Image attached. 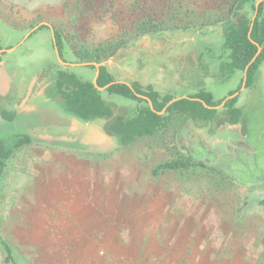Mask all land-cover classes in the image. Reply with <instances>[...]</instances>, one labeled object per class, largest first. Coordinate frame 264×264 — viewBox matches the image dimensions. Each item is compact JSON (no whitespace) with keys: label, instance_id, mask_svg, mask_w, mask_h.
I'll list each match as a JSON object with an SVG mask.
<instances>
[{"label":"rangeland","instance_id":"rangeland-1","mask_svg":"<svg viewBox=\"0 0 264 264\" xmlns=\"http://www.w3.org/2000/svg\"><path fill=\"white\" fill-rule=\"evenodd\" d=\"M257 1L229 13L232 0H0V34L47 24L61 35L63 62L74 65L58 62L48 26L28 37L18 29L9 47L0 44L17 46L0 55L9 73L0 84V110L15 108L9 112L16 115L10 123L0 115V139L33 140L10 155L0 180V236L17 264H264V207L256 204L264 198V59L237 96V123H228L220 107L209 122L171 121L128 147L105 133L111 119L77 121L49 90L57 69L92 81L95 68L79 65L97 63L129 85L160 73L175 95L174 77L182 78L176 67L184 61V75L197 73L221 100L243 78L220 73L229 54L222 48L226 27L251 19ZM147 18L155 32L139 35L135 29ZM109 45L115 49L94 57ZM45 63L48 74L36 78L44 75L46 86L30 87ZM101 96L113 117H132L138 107L106 91ZM46 97L50 107L41 102ZM187 157L223 175L152 172Z\"/></svg>","mask_w":264,"mask_h":264},{"label":"trees","instance_id":"trees-1","mask_svg":"<svg viewBox=\"0 0 264 264\" xmlns=\"http://www.w3.org/2000/svg\"><path fill=\"white\" fill-rule=\"evenodd\" d=\"M248 1L251 0H232V7L229 9V13H234L237 8ZM263 9L264 2L258 6L257 16L253 24L251 19H243L236 26L226 27L222 48L227 50L229 54L228 60L222 61L220 64V73L222 75H233L236 71L243 73L247 64L256 54L257 46L262 49L258 58L247 70L245 87L252 85L257 69L264 59ZM156 26L157 24H153L152 19L147 18V20H144L139 24V26L137 25L135 31L139 33V35L149 34L155 32L153 29L156 28ZM43 28L46 27L42 26L39 30ZM54 34L59 56L63 60L61 35L56 30H54ZM120 39L123 40V37ZM114 49V46L111 45H109L106 49H98L96 56L94 57L100 58L107 52L113 51ZM0 50H2L1 46ZM90 68L94 69L93 66H90ZM55 79L56 93L63 100V110L84 122L92 121L96 118L111 119V121H109L105 126V133L114 137L117 144L121 147H128L141 138H150L162 133L171 121L176 123L177 127L182 125V123L187 119L191 121L200 120L209 122L217 116V110L213 108L219 106L225 98L215 100L210 92L201 90L188 98L200 99L208 107H211V109L205 108L197 101L180 99L169 106L162 115H159L157 112H161L163 110L165 105L173 99L172 96H160L151 85L143 87L138 82H132L130 85L134 92L147 97L151 101L153 109L155 110V112H152L147 102L143 99L137 98L125 83H115L109 86L106 92L110 95H117L126 99L134 100L137 102L138 107L132 117H113V110L103 101L101 92L93 86L92 81H83L74 73L62 69L55 72ZM96 82L98 87L103 88L116 81L113 75L110 74L105 67L101 66L99 68V74ZM241 83L242 80L240 81L238 87L235 90L230 91L227 96L238 92L241 88ZM237 99L238 98L235 97L228 100L223 107L225 109L227 122L231 124L237 123L241 116L240 109L236 107ZM0 115L5 122L10 123L15 119L14 113L7 112L5 110H0ZM11 139H9L10 144L9 142L8 144L6 143L9 141L6 140V138L0 139V180L6 166V161L10 155L22 146L33 142L32 138L27 134H20L13 140ZM195 169H204L213 174L223 175L217 171L216 168L207 166L202 161H195L191 157L179 158L160 163L153 169L152 172L156 175L159 171ZM243 204H245V202ZM256 204L258 207H264V198L258 200ZM0 248L4 255L3 264H17L12 245L8 241L2 239L1 236Z\"/></svg>","mask_w":264,"mask_h":264},{"label":"crops","instance_id":"crops-1","mask_svg":"<svg viewBox=\"0 0 264 264\" xmlns=\"http://www.w3.org/2000/svg\"><path fill=\"white\" fill-rule=\"evenodd\" d=\"M10 29H7L5 32H1V34H0V44L1 45H4V46H7V47H9L10 46V44H11V41H12V39L14 38V37H17V35L19 34V30H21L22 32H23V34L24 33H26V34H28L27 32H25V29L24 28H13V27H9ZM19 29V30H18ZM18 30V33H16V31ZM41 30V29H40ZM38 31V30H37ZM27 36V35H26ZM181 41H184V40H181ZM180 41V42H181ZM186 41V40H185ZM178 41H176V43H177ZM3 50H6V49H3ZM6 52V51H5ZM12 51H9V52H6V53H11ZM4 53V52H3ZM1 55V54H0ZM5 57L4 56H0V84H1V80L4 78V81L5 80H7L6 78L8 77V75H9V73L3 68V64H6V62H5ZM188 62V61H187ZM181 63H183L184 64V61H179V63L177 64V67H176V69L177 70H179L180 72H181V77L182 78H180V76H178V74H177V76H175L174 77V80H175V82L176 83H178V85H180L179 86V90H177L176 92H174L175 93V95H172L169 91H168V89H166V82H168L169 83V81H167V79L166 80H164V78L162 77V75L159 73V74H157V75H155V77L154 76H152V77H150V78H144V79H138V78H136V79H133L131 82H138L140 85H151L152 87H153V89L160 95V96H164V95H169V96H172L173 97V99L174 98H181V97H189V96H191V95H194V94H196V93H198L200 90H205L206 91V89H204V87H203V84H204V82H203V79L197 74V73H195V76H185L184 75V73H183V71H182V69H185V70H187L188 68L187 67H189V66H184V65H179V64H181ZM186 63V62H185ZM103 67H105L106 68V70L110 73V74H112L113 75V72L108 68V67H106L105 65H102ZM71 67H74V66H71ZM76 67V66H75ZM79 67H86L87 68V66H79ZM50 70V63L48 64V63H45L43 66H40L38 69H36L35 71L37 72V74H36V76L33 78V81L31 82V84H30V87L31 86H34L35 84L38 86V87H42V86H46L45 85V81H46V78L44 77V75H43V77L41 78V80H39V79H37L36 77H37V75L38 76H41L42 74H46L48 71ZM57 70H59V69H57ZM56 70V71H57ZM4 72V73H3ZM6 72V73H5ZM177 73H178V71H177ZM48 74V73H47ZM82 76H86V75H88V72H82V74H81ZM186 75H188L187 74V72H186ZM114 77V76H113ZM194 77V79L196 80L195 81V83H196V85H193V84H191L190 83V81L192 80V78ZM39 78V77H38ZM181 79V83H179L178 82V79ZM37 80L39 81V82H37ZM170 80H172V79H170ZM55 81H56V79L54 78V81H53V85L51 86V88L49 87V90L51 91V94L52 93H54L53 92V89L55 88ZM120 82V81H119ZM120 83H124V82H120ZM2 86V85H1ZM1 86H0V88H1ZM29 87V88H30ZM41 91L43 92V89H41ZM42 92H40V93H42ZM207 92H209L208 90H207ZM39 93V92H38ZM211 93V92H210ZM53 95V94H52ZM102 97V96H101ZM214 97V96H213ZM56 100H57V103L59 104V105H61L62 107H63V102H61V98L59 97V96H56V98H55ZM215 99V98H214ZM32 102V101H31ZM41 102H42V104L43 105H47V106H49V103H51V99L50 98H48V97H46V98H42V100H41ZM105 102V101H104ZM32 103H35V102H32ZM106 103V102H105ZM35 104H37V103H35ZM107 104V103H106ZM50 107V106H49ZM5 109V111H10L11 109H15V108H11V109H9V108H4ZM30 109H34V107H31ZM72 118H74V119H76L77 121H81V120H79L78 118H76V117H74V116H72ZM106 118H96V119H94V120H92V121H101V120H105ZM81 122H84V121H81ZM88 122H90V121H88ZM98 134L99 135H102V133H101V131H98Z\"/></svg>","mask_w":264,"mask_h":264},{"label":"water","instance_id":"water-1","mask_svg":"<svg viewBox=\"0 0 264 264\" xmlns=\"http://www.w3.org/2000/svg\"><path fill=\"white\" fill-rule=\"evenodd\" d=\"M263 2H264V0H258V1L256 2L255 6H254V13H253V16H252V18H251V22H252V24H253V22H254L256 16H257L258 6H259L261 3H263ZM252 24H251V26H252ZM41 25H43V26H48L47 24H41ZM41 25H39V26L33 28V30H32L31 32L37 30ZM48 27H49V26H48ZM49 28H50V30H51V38H52V43H53V47H54V52H55L56 59H57L58 62L61 63V64H64V65H67V66H74L73 64H67V63L63 62V60L60 58L59 53H58V48H57V46H56V39H55L54 30H53V28H51V27H49ZM31 32H30V33H31ZM30 33H29V34H30ZM29 34H27V37L29 36ZM249 39H250V37H249ZM16 47H17V46H16ZM16 47L10 48V49H8V50H3V49H2V50H0V54H2V53L5 52V51H6V52L13 51ZM261 51H262L261 47H258V46H257V52H256V54L254 55V57L251 59V61H250V62L247 64V66L245 67V69H244V71H243V78H242V83H241V88H240V90H239L238 92H235V93L232 94V95H229V96L225 97L224 100H222L221 104H220L219 106H217V107H214L213 109H218V108H220V107H224L225 103H226L228 100H231V99L237 97L238 94H239V92H240L242 89L245 88V86H246V73H247V70H248L249 67L255 62V60L258 58V56L260 55ZM102 65H103V64H97V63H93V64H80V65H79V66H93V67L95 68V75H94V78H93V80H92V84H93V86H94L98 91H100V92H102V91H106V90L108 89V87L111 86L112 84L120 83V82H117V81H116V82H112V83L106 85V86L103 87V88L98 87L96 80H97V77H98V74H99V68H100ZM125 84H126V83H125ZM126 85L131 89V91L133 92V94H134L137 98L143 99V100H145V101L147 102V104H148V106H149V108H150V110H151L152 112H155V110L153 109V106H152L151 101H150L147 97L135 93L134 90L132 89L131 85H129V84H126ZM180 99H190V100H193V101H197V102H200L205 108H210V109H211V107H208V106H207L204 102H202L200 99H197V98L191 99V98H188V97H181V98H174V99L170 100V101L165 105V107L163 108V110H162L161 112H157V114L162 115V114L165 112V110H166L169 106H171L173 103L177 102V101L180 100Z\"/></svg>","mask_w":264,"mask_h":264},{"label":"flooded vegetation","instance_id":"flooded-vegetation-1","mask_svg":"<svg viewBox=\"0 0 264 264\" xmlns=\"http://www.w3.org/2000/svg\"><path fill=\"white\" fill-rule=\"evenodd\" d=\"M9 112V111H8ZM16 116V115H15Z\"/></svg>","mask_w":264,"mask_h":264}]
</instances>
